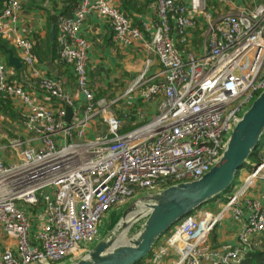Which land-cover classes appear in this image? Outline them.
Listing matches in <instances>:
<instances>
[{
    "label": "built area",
    "instance_id": "obj_1",
    "mask_svg": "<svg viewBox=\"0 0 264 264\" xmlns=\"http://www.w3.org/2000/svg\"><path fill=\"white\" fill-rule=\"evenodd\" d=\"M207 0H154L156 18L148 46L160 68L144 64L134 81L113 99L95 97L86 68L88 41L77 35L85 16L105 17L116 41L142 39V31L107 0H78L70 16L57 19L58 58L71 66L83 95L80 107L59 79L35 68L34 41L15 36L19 0H3L0 38L20 50V78L0 60V94L17 98L19 123L28 134L9 140L17 160L0 159V230L14 241L0 251V264H63L86 254L106 216L140 191L159 192L199 179L218 162L230 133L256 94L264 88V0L249 8L212 15ZM199 18L200 42L191 36ZM190 44L182 53L172 39ZM42 93L44 102L35 99ZM147 102L159 98L157 111L121 132L110 110L124 97ZM46 101L56 103V110ZM65 106L71 107L69 121ZM101 119L106 132L87 129ZM264 159L212 217H182L166 234L176 264H239L264 231V205L241 200L259 177ZM249 174V175H250ZM264 197V192L262 193ZM241 200V201H240ZM240 222L235 246L208 242L216 222L227 213Z\"/></svg>",
    "mask_w": 264,
    "mask_h": 264
},
{
    "label": "crops",
    "instance_id": "obj_2",
    "mask_svg": "<svg viewBox=\"0 0 264 264\" xmlns=\"http://www.w3.org/2000/svg\"><path fill=\"white\" fill-rule=\"evenodd\" d=\"M19 1L21 8L15 22V36L26 37L34 41L33 50L37 57L35 68L41 75L59 79L64 89L73 97L74 106L80 107L84 98L76 86L74 72L70 65L59 60L56 51L53 49V41H56L57 28L56 30L54 28L53 37H50V27L53 25L55 18L60 16L64 5L63 0ZM107 1L121 10L128 17L130 23L141 30L143 34L142 39L116 41L113 37V30L105 17L95 11H91L85 16L78 29L77 35L88 41L86 68L90 87L93 89L95 97L113 99L120 95L134 81L145 59L150 58L151 71L159 69L160 64L155 53L148 46L156 18L154 0ZM180 1L183 3L189 2V0ZM260 1L263 0H207L206 3L207 10L215 16L227 11L249 8ZM202 30L203 22L199 18L196 27L191 32L195 44L200 42ZM171 35L175 45L182 53L190 48V44L180 43L175 33ZM6 41L9 44L8 48L12 49L14 55L20 59V50L10 40ZM7 55L0 52V60L5 62L12 71V77L19 79L24 70V65L22 63L19 68H15L8 63ZM35 99L44 102L42 93H37ZM4 100V107L0 105V159L6 163H10L17 160L18 150H7L4 146L12 138L28 134L19 123V111L23 108L19 99L11 98ZM158 101L159 98L144 102L133 96L124 97L115 103L110 111L121 119L120 131L124 132L135 128L155 114ZM46 104L53 110H56V103L46 101ZM96 126L100 128L99 132H106V125L101 119H96L87 129L88 137L99 134H96L94 130ZM245 170L248 171L247 169ZM143 191L145 194L155 192L145 190L140 192ZM263 192L264 168L259 177L254 180L241 197L242 203L245 200L254 199L259 200L264 205ZM224 218L220 220L221 224L216 229L213 228L209 235L208 242L212 246L222 244L235 246L237 244L240 222L235 221L232 216ZM102 232L103 227H100L99 236ZM166 234L161 235L156 240L150 254L138 264H176L178 255L176 251L170 250L166 246ZM99 236L97 240H99ZM13 243L14 241L6 237L0 230V251L5 247L12 246Z\"/></svg>",
    "mask_w": 264,
    "mask_h": 264
},
{
    "label": "water",
    "instance_id": "obj_3",
    "mask_svg": "<svg viewBox=\"0 0 264 264\" xmlns=\"http://www.w3.org/2000/svg\"><path fill=\"white\" fill-rule=\"evenodd\" d=\"M54 26L50 27V37ZM7 61L15 68L22 64L12 49L4 48ZM65 120L71 116V107L65 106ZM264 132V88L252 100L233 127L220 159L199 179L167 186L159 192L133 198L122 213L119 222L107 233V238L97 240L80 259L70 264H135L146 258L156 240L182 217L190 214L228 188ZM144 205V208L140 207ZM136 213L129 221L127 216ZM145 217L142 229L135 238L122 240L131 224ZM124 237V236H123Z\"/></svg>",
    "mask_w": 264,
    "mask_h": 264
},
{
    "label": "trees",
    "instance_id": "obj_4",
    "mask_svg": "<svg viewBox=\"0 0 264 264\" xmlns=\"http://www.w3.org/2000/svg\"><path fill=\"white\" fill-rule=\"evenodd\" d=\"M2 2H3V0H0V7H1ZM77 2H78V0H63L64 5L62 7L60 15L70 16L72 14L73 10L75 9L76 5H77ZM57 19L58 18L56 17L54 22H53L55 30L57 28ZM5 47H7V48L9 47L8 42L6 40H4L3 38H0V52L6 55L7 53L4 50ZM53 49L56 51L57 56H58V45H57V42L55 40L53 41ZM17 70H19V69H17ZM4 102H5V100L2 97V95L0 94V105L2 107H4V105H5ZM263 147H264V132L261 134L258 143L253 148V150L249 154L246 161L241 165L240 169L235 173V176H234L230 186L228 188H226L224 191H222L221 193H219L218 195L214 196L208 202L227 201V199L231 196V194H229V193H230L232 187L238 183V179H239L238 176H239L240 170L247 169L248 171H250V170H252V168L255 164H259L262 161L263 156L261 154V151H262ZM194 211H192L190 214L194 213ZM177 223L178 222H176L175 224H177ZM167 232H165V233H167ZM144 259L145 258L141 259L139 262H137L135 264L140 263ZM239 264H264V231L261 233L260 236H258L255 239V245L251 248L250 251H248L244 254L243 259L239 262Z\"/></svg>",
    "mask_w": 264,
    "mask_h": 264
},
{
    "label": "rangeland",
    "instance_id": "obj_5",
    "mask_svg": "<svg viewBox=\"0 0 264 264\" xmlns=\"http://www.w3.org/2000/svg\"><path fill=\"white\" fill-rule=\"evenodd\" d=\"M257 95L258 94H256L255 97ZM251 102H250V104H251ZM94 130H95L96 134L97 133H102V132H99L100 128L97 127V126L94 128ZM261 154L263 156L262 159H264V147L262 148ZM250 173H251V170L250 171H246L245 169L240 170L239 176H238L239 177L238 183L235 184L232 187V189H231V191L229 193V194H231V196L234 195L238 191L239 187L242 185L243 181L246 179V177ZM144 194H145L144 191L143 192H139V194L137 196H135V198L136 197H142ZM225 202L226 201H219V202H214V203H212V202L204 203L200 207L196 208V210L194 211L193 214L199 216V218H202L205 213L210 214L212 217H214L222 209V207L225 204ZM126 207H127V204L123 205V206H121V207H119V208H117L115 210H112L111 213H109L106 216L105 220L102 222V225H101V228L103 227V232H102V234H100L98 239L107 238V236H108L107 233L110 232L113 229V227L115 226V224L117 222H119L120 218L122 217V213H123V211L125 210ZM229 216H231V214L227 213L224 217L226 218V217H229ZM144 219H145V217H141L138 220L134 221L131 224V226L129 227V229L125 232L124 237L122 238V240L127 241V240H130L132 238H135L137 236V234L139 233V231L142 229V224L144 222ZM220 224H221V221L216 222V225L214 226V228L216 229V227L219 226ZM84 255H85L84 253L80 254L79 256H77L76 260L80 259ZM76 260H72V261H70V263L74 262ZM68 263H69L68 261L65 262V264H68Z\"/></svg>",
    "mask_w": 264,
    "mask_h": 264
},
{
    "label": "bare ground",
    "instance_id": "obj_6",
    "mask_svg": "<svg viewBox=\"0 0 264 264\" xmlns=\"http://www.w3.org/2000/svg\"><path fill=\"white\" fill-rule=\"evenodd\" d=\"M253 180V177L251 176V174L250 175H248L247 177H246V179L243 181V183H245V182H247V184H249L251 181ZM242 183V184H243ZM240 188V187H239ZM239 190V189H238ZM140 207L141 208H144V205L142 204V205H140ZM139 211L140 210H138V211H135V212H132V213H130L128 216H127V218H126V221H129L136 213H139ZM123 236H124V234H122V235H119V238H123Z\"/></svg>",
    "mask_w": 264,
    "mask_h": 264
}]
</instances>
